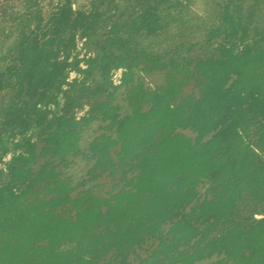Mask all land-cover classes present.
<instances>
[{
    "label": "trees",
    "instance_id": "obj_1",
    "mask_svg": "<svg viewBox=\"0 0 264 264\" xmlns=\"http://www.w3.org/2000/svg\"><path fill=\"white\" fill-rule=\"evenodd\" d=\"M24 3L0 55V264H264V0H221L197 42L186 0Z\"/></svg>",
    "mask_w": 264,
    "mask_h": 264
},
{
    "label": "rangeland",
    "instance_id": "obj_2",
    "mask_svg": "<svg viewBox=\"0 0 264 264\" xmlns=\"http://www.w3.org/2000/svg\"><path fill=\"white\" fill-rule=\"evenodd\" d=\"M221 0H186L188 8L184 10L185 21L181 23L180 27L185 30V39L192 42L200 41L206 34L208 25L214 24L217 10V3ZM24 0H0V55L9 54L19 36L20 23L19 16L24 11ZM142 44H150L155 41V38H139ZM217 43L210 47H197L192 51V55H203L207 51L216 47ZM143 80L150 86L161 85L165 82L164 73L148 74L138 71ZM196 92L193 84L186 87L185 93L189 94L192 91ZM124 88L119 91L117 102L122 103L124 97ZM127 107V106H126ZM126 108H124L125 110ZM104 130L101 127L100 121L92 122L82 132V139L80 140L81 148L85 149L89 146L90 142L95 139ZM189 136H195V133L190 129L182 130ZM18 140L20 135L12 136L11 138L5 137L8 146L12 145L11 139ZM70 159H73L72 157ZM95 163L94 159H85L82 156L76 157L75 161L71 163L70 172L79 179L86 174L88 167ZM207 188H203V191ZM259 217V216H258ZM208 261L201 264H207Z\"/></svg>",
    "mask_w": 264,
    "mask_h": 264
}]
</instances>
